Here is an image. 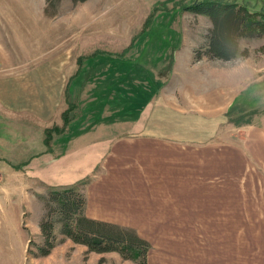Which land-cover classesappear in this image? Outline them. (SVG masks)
<instances>
[{
    "label": "rangeland",
    "instance_id": "obj_1",
    "mask_svg": "<svg viewBox=\"0 0 264 264\" xmlns=\"http://www.w3.org/2000/svg\"><path fill=\"white\" fill-rule=\"evenodd\" d=\"M200 1L210 0H0V57L8 64L0 73L21 78L25 69L49 63L45 68L50 71L49 91L54 89L58 96L47 119L0 107V264H145L141 256L131 259L119 251H89L65 237L60 226L57 246L48 255L40 254L44 242L40 196L47 195L51 185L27 175L26 166L45 153L33 154L46 148L37 131L53 125L63 128V112L70 101L80 104V112L75 107L66 130L53 132L52 153L63 155L78 147L88 131L101 138L129 135L131 129L120 124L126 117L120 110L128 109L134 116L149 98L162 93L169 107H188L218 119L216 139L225 143L220 147L227 162L232 156H244L241 164L252 167V174L242 175L241 186H255L258 197L264 196V36L242 39L241 48L249 54L233 60L206 56L197 60L196 51L205 46L212 27L210 17L198 9L204 4ZM237 1L249 2L257 19L264 20V0ZM105 67L124 78L123 96L114 93L119 89L116 80L103 88L95 83ZM248 113L245 120L250 124L235 120ZM11 120L23 129L12 133ZM99 125L104 129H97ZM193 127L205 125L194 122ZM26 128H34L29 138ZM76 133L81 141H74ZM12 140L23 146L13 151ZM101 160L88 177L59 186L83 181L87 186L106 159ZM14 225L23 227L25 235L13 232Z\"/></svg>",
    "mask_w": 264,
    "mask_h": 264
},
{
    "label": "crops",
    "instance_id": "obj_2",
    "mask_svg": "<svg viewBox=\"0 0 264 264\" xmlns=\"http://www.w3.org/2000/svg\"><path fill=\"white\" fill-rule=\"evenodd\" d=\"M3 61L0 57V71L8 65ZM48 64L25 69L21 78L1 72L0 107L15 114L35 113L38 120L50 118L58 96L54 89L49 91ZM98 76L99 88L116 80L119 89L114 93L124 95V78L118 73L105 67ZM161 94L149 98L134 116L120 110L126 116L120 124L131 129L129 135L101 138L92 131L81 133L84 142L66 154L48 151L29 160L27 175L49 185L70 184L88 177L105 157L99 174L86 186V213L131 227L150 241L148 264H264L263 195L258 197L255 186L243 189L240 181L253 173L251 165L241 164L244 156L227 162L220 147L225 143L216 139L218 119L168 100L175 106L169 107ZM194 122L205 127H193ZM16 124L8 123L12 133L23 129ZM30 129L24 131L26 138ZM78 138L76 133L74 141ZM13 227V232L25 235L23 227Z\"/></svg>",
    "mask_w": 264,
    "mask_h": 264
},
{
    "label": "trees",
    "instance_id": "obj_3",
    "mask_svg": "<svg viewBox=\"0 0 264 264\" xmlns=\"http://www.w3.org/2000/svg\"><path fill=\"white\" fill-rule=\"evenodd\" d=\"M72 1L78 3L86 0ZM249 4V2L239 3L237 0L233 2L210 0L203 5L198 4L199 11L210 17L212 27L208 30L205 46L196 51L197 60L206 56L211 59L230 61L240 54H249L248 49L242 50L241 40L264 36V20L257 19L256 13L249 9L251 7ZM73 103L70 101L69 107L63 112L65 122L63 128L53 125L37 131L44 136L42 141L46 144V148L33 154L50 151L53 132L66 130V126L75 116L71 115L75 107L79 108L80 112V104ZM248 114L235 120L250 124V120H245L250 116V113ZM13 143L17 145L12 148L13 151H17L16 147L23 146L15 141ZM28 161L29 158L24 161L25 164ZM85 182L66 186L51 185L47 195L40 196L43 213L40 216L39 227L44 238L43 245L40 246V254L48 255L57 246L56 228L60 226V232L65 237L84 244L89 251L99 253L119 251L125 258L134 259L141 256L144 263L148 264V252L152 247L150 241L142 238L135 229L94 219L87 215L88 199Z\"/></svg>",
    "mask_w": 264,
    "mask_h": 264
}]
</instances>
